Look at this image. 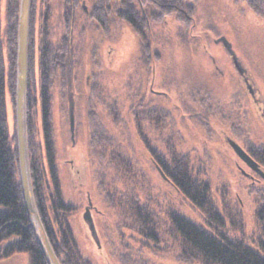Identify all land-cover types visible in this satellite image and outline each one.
<instances>
[{"label": "rangeland", "instance_id": "obj_1", "mask_svg": "<svg viewBox=\"0 0 264 264\" xmlns=\"http://www.w3.org/2000/svg\"><path fill=\"white\" fill-rule=\"evenodd\" d=\"M81 1L31 0L27 72L29 89L37 98L30 111L35 140L42 145L40 90L47 77L43 79L41 72V54L48 52L50 56L56 46H66L69 65L64 72L58 67L53 69L56 73L52 72L47 83L59 185L68 208L67 221L82 258L89 264H133L129 250L141 248L144 258L139 261L144 264H203L181 252L166 213L168 235L159 236L155 243L151 239L142 242L134 231L123 227L121 217L126 220V206L129 209L133 202L146 200L211 230L202 211L161 177L149 145L163 151L167 161L171 153L191 159L188 166L192 176L208 188L214 208L225 220L224 227L217 231L256 247L264 218V180H251L241 174V167L251 175L252 171L234 153L228 140L239 144L264 172V14H256L240 0H198L189 18L184 17L186 10L169 11L163 5L157 8L150 4L145 10L137 2L142 16L129 22L126 18L133 15L126 3L122 8L128 11H122L119 0H88L85 5H93V19L83 13ZM7 4L8 0H0V55L7 81V129L16 148L19 0L14 42L6 32ZM34 6L37 17L32 37ZM72 9L74 25L69 23ZM82 20L85 26H95L82 27ZM135 27L145 28L147 43ZM220 38L231 46L245 76L236 71ZM245 77L255 89L253 96ZM76 78L79 85L71 84L70 80ZM68 87L70 93L66 95ZM70 95L74 102L73 134L68 117ZM138 106L145 107L139 116L145 118L142 123L146 132L141 133L149 141L146 145L130 115ZM150 112L160 114L153 124L147 115ZM95 124L106 129L110 142L120 150L122 147L126 160L130 159L131 164L121 173L92 156L90 138ZM102 173L106 182L101 180ZM110 184L115 190L106 197L102 189ZM88 200L100 247L82 218ZM48 220L51 229L56 230L50 210ZM112 237L113 247L108 242ZM0 264H29V259L25 253L16 254L0 260Z\"/></svg>", "mask_w": 264, "mask_h": 264}, {"label": "trees", "instance_id": "obj_2", "mask_svg": "<svg viewBox=\"0 0 264 264\" xmlns=\"http://www.w3.org/2000/svg\"><path fill=\"white\" fill-rule=\"evenodd\" d=\"M198 0H119V10L130 11L132 18L128 16L127 21L133 22V17L141 18L137 2H141L143 7L148 9L149 4L154 7L163 5L169 11L186 10L184 17L193 15V5ZM250 7L256 14H264V0H240ZM122 3L128 5V10H123ZM160 8V7H159ZM17 0H8L7 4V34L12 42L15 40V22H16ZM118 10V12H119ZM153 10V9H151ZM189 11V12H188ZM123 18V17H122ZM140 37L147 43V35L145 28H136ZM1 42V36H0ZM13 43H11L12 45ZM13 48V45H12ZM1 52V49H0ZM13 49L10 54L13 57ZM43 58V59H42ZM47 55L41 54V72L44 78H50L52 74V62L47 61ZM47 78L42 82L40 90V127L42 131V145L35 140L36 130L34 120L31 118V109L37 102L35 94H32L29 89V80L27 72V95H26V118H27V141L29 150L30 176L34 201L37 207L38 214L45 229L47 236L50 239L53 250L58 256L61 264H89L88 260H84L80 251L77 248L73 238L70 225L66 217L67 204L62 199L61 189L56 165L55 147L53 139V128L51 121V113L49 103V83ZM7 81L5 80L4 70L0 55V260H7L16 254L25 253L28 256L29 264H47L41 250L35 240L33 232L28 225V217L23 203L19 175L17 169L16 148L8 133L7 125V103L5 88ZM151 124L158 113L150 112L147 114ZM143 119L141 116H133V122L139 136L145 143V137L141 131L146 132L143 128ZM34 122V123H33ZM161 122V121H160ZM94 123V122H92ZM155 128V127H154ZM145 130V131H144ZM123 133V131H121ZM147 138V137H146ZM93 139V140H92ZM91 149L92 156L106 162L114 172H120L123 167L131 164L130 159L124 153V149L116 148L110 142V134L102 127L93 126L91 131ZM147 144L149 143L146 142ZM42 147V148H41ZM151 155L158 163L164 173L167 182H170L181 194L191 200V202L199 208L206 220L208 221L211 230L205 229L203 226L192 222L186 217L171 211H164L157 205L135 201L133 204L126 206V220L122 218L123 227H127L139 236L143 242L144 239H151L156 242L159 236H167L166 232V216L170 220L172 227V235L178 242L181 252L186 256L192 257L203 264H264V218L262 219V227L260 238L256 247H253L244 241L231 239L223 236L217 229H222L225 220L222 214H219L214 208L211 201L209 190L204 185L192 176V170L188 166L191 159L183 154L177 156L170 154V159L165 162L159 160L154 152V147L150 146ZM174 148V147H173ZM172 148V149H173ZM264 154H262V161ZM264 164V163H263ZM46 165V167H45ZM260 166V165H259ZM118 167V168H116ZM47 169V170H46ZM117 169V170H116ZM122 172V171H121ZM120 172V173H121ZM101 180L106 182L105 176L101 175ZM49 179L50 181L46 180ZM51 182V183H49ZM107 192L106 197L110 196L115 190L110 184L102 189ZM48 201V205H47ZM48 210L53 213V221L57 227L53 231L48 220ZM170 212V213H169ZM55 232V233H54ZM109 245L113 247L115 239L112 237L108 240ZM125 242V241H123ZM126 244V242H125ZM124 244V245H125ZM134 257L133 264H144L139 261V258H144V250L141 248L132 252Z\"/></svg>", "mask_w": 264, "mask_h": 264}, {"label": "water", "instance_id": "obj_3", "mask_svg": "<svg viewBox=\"0 0 264 264\" xmlns=\"http://www.w3.org/2000/svg\"><path fill=\"white\" fill-rule=\"evenodd\" d=\"M31 0H19L18 17H17V41H16V80H15V98H14V118H15V134H16V151L17 162L19 170L20 188L23 198L24 207L28 217V225L30 227L35 240L41 250V253L47 264H61L57 255L55 254L52 244L47 236L37 207L34 201L30 164L28 155V141H27V121H26V95H27V51H28V31H29V14H30ZM227 48V52L231 56V61L237 69L238 74L244 75V67L239 63L235 53L231 49L229 43L223 38L219 39ZM247 76V75H246ZM244 82L248 92L253 96L254 88L245 77ZM69 127L70 132H74V103H69L68 108ZM73 136V135H72ZM228 143L234 153L252 170L257 172L264 179V172L259 164L252 159L243 149L233 140H228ZM160 175L165 177L163 172L157 168ZM91 201L88 200V205L85 207L82 218L87 224L90 235L97 247H100L99 237L96 227L90 212Z\"/></svg>", "mask_w": 264, "mask_h": 264}, {"label": "flooded vegetation", "instance_id": "obj_4", "mask_svg": "<svg viewBox=\"0 0 264 264\" xmlns=\"http://www.w3.org/2000/svg\"><path fill=\"white\" fill-rule=\"evenodd\" d=\"M78 1V0H77ZM85 2H88V0H82L81 1V5H82V11H83V13L84 14H86V15H88V16H86V15H84V16H86L87 18L88 17H92L93 19L95 18V16L93 15V13H92V6L91 7H89V6H87V5H85L86 3ZM88 8H89V10L90 11H88ZM95 10V9H94ZM37 11H36V7L34 6L33 7V10H32V14H31V25H32V30H31V34H32V37H33V33H34V27H35V21H36V17H37ZM74 15H75V10L74 9H72V16H70V17H72V19H70V21H69V23L71 22V25L73 24L74 25V22H75V20H74ZM81 22H83V20L81 21ZM95 26V24H87L86 26H85V22H83V26L82 27H94ZM72 42H71V38L69 39V46H70V44H71ZM56 48V50H58L59 52H57L56 50L55 51H52L51 50V54H50V56H48V52H46L45 54L47 55V58H48V60L47 61H49V59L51 60V62H52V72L54 71V73H56V71L55 70H53V69H57V67L60 69V71H63L64 72V70H65V68H66V65H69V62H70V57L69 56H67L66 55V53H65V51H66V46H62V47H60V46H56L55 47ZM54 50V49H53ZM68 51H69V49H68ZM70 55H71V52H68ZM66 57H69L68 58V60H67V58ZM237 71V70H236ZM238 72V71H237ZM73 74H74V72H72ZM61 75H63V74H61ZM75 77V76H74ZM61 78H62V76H61ZM70 82H71V84H73V83H76V85H79V79L78 78H76V80L75 79H71L70 80ZM85 87H87L86 85H85ZM151 89V88H150ZM70 93V90H69V87L67 88V91H66V93ZM69 93L68 94H66V95H69ZM72 99V95H70L69 96V103H71V102H73V100H71ZM256 101H257V99H256ZM74 103V102H73ZM144 104V103H143ZM144 106H138V108H133L132 109V113L130 114V115H132V116H139V113L140 112H144ZM136 110H139L138 112L136 111ZM144 141H145V145H146V142H148V139H144ZM161 149V148H160ZM159 149V150H160ZM243 149V148H242ZM162 150V149H161ZM244 150V149H243ZM245 151V150H244ZM158 152H160V153H158ZM246 152V151H245ZM157 156H159V160H161V161H163V162H165L166 160H165V158H164V155H163V151H156V152H154ZM252 158V157H251ZM253 159V158H252ZM154 162V165H155V167H156V170L158 171V169L157 168H159L160 170H161V168H160V166L158 165V163L154 160V159H152ZM256 161V160H255ZM257 162V161H256ZM244 163V162H243ZM258 163V162H257ZM245 164V163H244ZM259 164V163H258ZM246 165V164H245ZM260 165V164H259ZM247 166V165H246ZM248 167V166H247ZM251 171H252V175L251 174H249V173H247L242 167H241V171H243L242 173H241V171H240V173L243 175V176H245V177H249L251 180H253V179H255L256 177H257V181H258V179L260 178V180H264L262 177H261V175H259L257 172H255L254 170H252L250 167H248ZM162 171V170H161ZM164 174V173H163ZM165 176V175H164ZM162 177V176H161ZM164 180H166V177H162ZM167 181V180H166ZM170 183V182H169ZM170 213V212H169ZM157 241V240H156ZM179 245V244H178Z\"/></svg>", "mask_w": 264, "mask_h": 264}]
</instances>
